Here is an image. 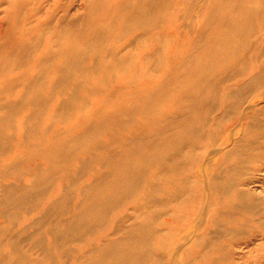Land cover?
Listing matches in <instances>:
<instances>
[{
    "label": "bare ground",
    "instance_id": "bare-ground-1",
    "mask_svg": "<svg viewBox=\"0 0 264 264\" xmlns=\"http://www.w3.org/2000/svg\"><path fill=\"white\" fill-rule=\"evenodd\" d=\"M73 2L0 0V264H264V0Z\"/></svg>",
    "mask_w": 264,
    "mask_h": 264
},
{
    "label": "rangeland",
    "instance_id": "rangeland-1",
    "mask_svg": "<svg viewBox=\"0 0 264 264\" xmlns=\"http://www.w3.org/2000/svg\"><path fill=\"white\" fill-rule=\"evenodd\" d=\"M68 1L69 0H61V3H65V4H68ZM78 2H79V0H75V2H73V4H72V7L75 5V4H78ZM75 3V4H74ZM74 9V8H73ZM4 27H5V23H4V20H3V17H2V15H0V32L4 29ZM264 97V96H263ZM263 100H264V98H262ZM262 104V103H261ZM202 148H199L198 150H201ZM197 177H200V178H202L201 177V175H199L198 174V176Z\"/></svg>",
    "mask_w": 264,
    "mask_h": 264
}]
</instances>
